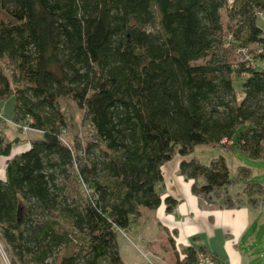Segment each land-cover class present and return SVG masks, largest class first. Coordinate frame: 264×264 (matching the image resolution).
Returning <instances> with one entry per match:
<instances>
[{
    "label": "trees",
    "instance_id": "16d2710c",
    "mask_svg": "<svg viewBox=\"0 0 264 264\" xmlns=\"http://www.w3.org/2000/svg\"><path fill=\"white\" fill-rule=\"evenodd\" d=\"M264 0H0V234L9 264H122L116 231L163 201L175 154L191 192L219 208L264 207V182L197 145L264 159ZM248 47V58L236 49ZM260 48L261 51L257 52ZM241 76V94L233 80ZM68 98L91 132L63 141ZM242 183L244 198L229 188ZM161 230L166 229L162 226ZM175 264L203 247L175 245ZM171 233V234H170Z\"/></svg>",
    "mask_w": 264,
    "mask_h": 264
},
{
    "label": "crops",
    "instance_id": "0c3cea01",
    "mask_svg": "<svg viewBox=\"0 0 264 264\" xmlns=\"http://www.w3.org/2000/svg\"><path fill=\"white\" fill-rule=\"evenodd\" d=\"M1 101L0 115L5 118V131L9 138H12L18 133L11 121L12 113L9 116L3 115L4 103L1 105ZM33 134L36 133L23 131L21 137L28 139L34 136ZM189 157L190 155L175 154L161 166L162 198L170 195L177 200L172 211L166 210L163 201L155 209L142 208L136 225L125 226L116 231L122 264H175L174 254L167 244L166 230L175 231L172 236L177 246L205 249L206 253L198 255L197 264H256L253 261L255 254L250 253V250L258 241L257 234L262 226L261 222L264 221V207L246 205L238 208H219L201 201L191 192L192 180H187L179 174L180 160ZM2 178L4 175L0 174V179ZM243 197L242 189L240 198ZM257 221L259 223L255 226ZM161 226L166 230H161ZM260 241H264V232ZM259 256L261 261L258 264H264V254L260 253Z\"/></svg>",
    "mask_w": 264,
    "mask_h": 264
},
{
    "label": "rangeland",
    "instance_id": "374dc122",
    "mask_svg": "<svg viewBox=\"0 0 264 264\" xmlns=\"http://www.w3.org/2000/svg\"><path fill=\"white\" fill-rule=\"evenodd\" d=\"M259 24L264 28V22L260 18H258ZM239 57V56H238ZM245 58L244 56H241V59ZM233 87L235 90V95L237 97L241 94V76H235L233 77ZM61 107L62 110L67 118L68 126L66 128V131L61 135V138L63 141H70L73 137L83 140L86 137L89 136L91 132V126L89 125V122L87 120L83 119L82 111L77 108V106L68 98H61ZM3 104V115L9 116L12 113V105H13V98L9 97L5 100L1 101V105ZM16 128V126H14ZM34 135V134H33ZM28 140V139H27ZM29 141V140H28ZM22 146V145H19ZM193 154L198 158L199 161L203 163H208L211 158L216 157L218 155H223L226 159L227 167L231 173V175H234L236 172V168L238 165H244L249 167L251 170L252 178L264 182V159H250L246 157L245 155H242L238 152H235L234 154H227L223 151L220 147H210L205 145H197L194 148ZM242 183L238 182L233 184V187H231V194L233 197H240L242 195ZM237 192V193H236ZM244 198V197H243ZM242 198V199H243ZM259 223L255 224V226ZM262 226L259 228V233L257 234V243L252 244V248L250 250V253L255 254V260H253L256 264H258L260 260L259 254H264V241H260V238L262 236V233L264 232V221L261 222ZM253 230V229H252ZM251 232V231H250ZM6 251V249H5ZM3 253L0 252V264H9L8 261L4 259ZM57 264V262L55 263Z\"/></svg>",
    "mask_w": 264,
    "mask_h": 264
},
{
    "label": "built area",
    "instance_id": "2783aa9c",
    "mask_svg": "<svg viewBox=\"0 0 264 264\" xmlns=\"http://www.w3.org/2000/svg\"><path fill=\"white\" fill-rule=\"evenodd\" d=\"M227 1H228V2H232L233 0H227ZM259 51H261L260 48L257 49V52H259ZM236 54H237V57L239 56L238 59H241V56H244L245 58H248V57H249V56H248V47L237 48V49H236ZM245 58H242V59H245ZM21 127H22L23 131H31V130H32V129H31L29 126H27L26 124L21 125ZM29 147H30V143H29V141L27 140V141H25V143H24L22 146H17L16 148L11 149L9 155H6V156H0V160L3 159V164H2V166H3V172H2L1 175H4L5 161H6L8 158H10L12 155H14V154H16V153H19V152H22V151H24V150H27ZM5 249H6V244H5V242L3 241L2 237H1V234H0V252L3 253L4 256H6V257H4V259H5L6 261H8V260H7V255H6V251H5ZM201 258H202V256H201ZM201 261H202V260H201ZM198 264H203V263L200 262V263H198Z\"/></svg>",
    "mask_w": 264,
    "mask_h": 264
},
{
    "label": "bare ground",
    "instance_id": "6f19581e",
    "mask_svg": "<svg viewBox=\"0 0 264 264\" xmlns=\"http://www.w3.org/2000/svg\"><path fill=\"white\" fill-rule=\"evenodd\" d=\"M2 164H3V159L0 160V174H2V172H3Z\"/></svg>",
    "mask_w": 264,
    "mask_h": 264
},
{
    "label": "clouds",
    "instance_id": "9594fccd",
    "mask_svg": "<svg viewBox=\"0 0 264 264\" xmlns=\"http://www.w3.org/2000/svg\"><path fill=\"white\" fill-rule=\"evenodd\" d=\"M16 148V147H15ZM13 149V148H12ZM13 156V155H12ZM9 159V158H8Z\"/></svg>",
    "mask_w": 264,
    "mask_h": 264
}]
</instances>
